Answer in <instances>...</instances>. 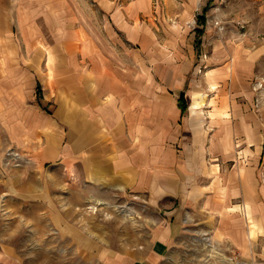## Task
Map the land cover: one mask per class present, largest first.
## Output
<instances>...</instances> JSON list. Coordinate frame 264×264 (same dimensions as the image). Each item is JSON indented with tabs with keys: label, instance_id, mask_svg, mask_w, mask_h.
<instances>
[{
	"label": "crops",
	"instance_id": "obj_1",
	"mask_svg": "<svg viewBox=\"0 0 264 264\" xmlns=\"http://www.w3.org/2000/svg\"><path fill=\"white\" fill-rule=\"evenodd\" d=\"M3 6L1 34L9 20ZM128 11L134 19L137 10ZM131 23L123 29L127 43L97 42L74 25L57 31L58 42L35 37L21 53L0 49V130L21 145L42 146L47 158L64 138L71 176L145 195L163 223L156 241L180 240L195 224L246 264H264V204L256 203L264 123L250 110V65L220 66L210 88L201 83L193 94L171 68V48L150 43Z\"/></svg>",
	"mask_w": 264,
	"mask_h": 264
},
{
	"label": "rangeland",
	"instance_id": "obj_2",
	"mask_svg": "<svg viewBox=\"0 0 264 264\" xmlns=\"http://www.w3.org/2000/svg\"><path fill=\"white\" fill-rule=\"evenodd\" d=\"M0 5L9 15L0 49L12 45L11 54L17 48L21 53L23 41L58 42L57 31L81 25L97 42L127 43L123 29L131 21L139 36L171 48V68L185 75L193 94L201 83L210 88L220 66L249 64L250 110L264 123V0H0ZM131 7L137 10L134 19L128 18ZM202 14L204 24L198 22ZM41 92L38 84L37 98ZM43 105L50 113L48 103ZM0 131V264H246L195 224L185 226L190 234L180 240L156 241L163 223L146 196L71 176L64 138L57 156L47 158L39 154L42 146L21 145ZM258 194L256 203L264 204L262 174Z\"/></svg>",
	"mask_w": 264,
	"mask_h": 264
},
{
	"label": "trees",
	"instance_id": "obj_3",
	"mask_svg": "<svg viewBox=\"0 0 264 264\" xmlns=\"http://www.w3.org/2000/svg\"><path fill=\"white\" fill-rule=\"evenodd\" d=\"M205 10H206V8H205ZM198 22H199L200 24H204V23H205L204 14H202V15H200V16L198 17ZM198 33H199V32H198ZM178 105H179V107H180V109H181V112L184 113V112L186 111V103H185V100H184V95H183V93H181V94L179 95Z\"/></svg>",
	"mask_w": 264,
	"mask_h": 264
},
{
	"label": "bare ground",
	"instance_id": "obj_4",
	"mask_svg": "<svg viewBox=\"0 0 264 264\" xmlns=\"http://www.w3.org/2000/svg\"><path fill=\"white\" fill-rule=\"evenodd\" d=\"M196 104V103H193V105Z\"/></svg>",
	"mask_w": 264,
	"mask_h": 264
}]
</instances>
